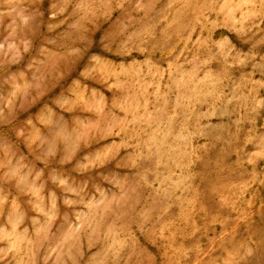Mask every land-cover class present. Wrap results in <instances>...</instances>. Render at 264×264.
<instances>
[{"label": "rangeland", "instance_id": "1", "mask_svg": "<svg viewBox=\"0 0 264 264\" xmlns=\"http://www.w3.org/2000/svg\"><path fill=\"white\" fill-rule=\"evenodd\" d=\"M0 264H264V0H0Z\"/></svg>", "mask_w": 264, "mask_h": 264}]
</instances>
